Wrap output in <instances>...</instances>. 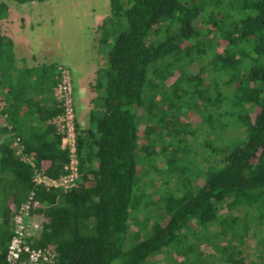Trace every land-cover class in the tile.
I'll return each mask as SVG.
<instances>
[{
    "label": "trees",
    "instance_id": "obj_1",
    "mask_svg": "<svg viewBox=\"0 0 264 264\" xmlns=\"http://www.w3.org/2000/svg\"><path fill=\"white\" fill-rule=\"evenodd\" d=\"M97 30L108 63L90 84L87 127L74 106L78 177L67 188L32 179V163L56 176L67 160L56 65H15L0 32V264L31 191L40 228L25 240L52 247L55 264H157L164 253L179 264H264V253L247 258L239 247L264 230V0H108ZM186 115L199 123L178 120ZM199 124L210 153L193 184L178 150ZM161 151L164 167L152 160ZM146 159L155 172H181L178 186L150 198ZM256 241L264 246V235Z\"/></svg>",
    "mask_w": 264,
    "mask_h": 264
},
{
    "label": "rangeland",
    "instance_id": "obj_2",
    "mask_svg": "<svg viewBox=\"0 0 264 264\" xmlns=\"http://www.w3.org/2000/svg\"><path fill=\"white\" fill-rule=\"evenodd\" d=\"M12 1L13 0H5V2ZM49 2V17L50 20H47L46 22L48 25L44 27L42 21H38L37 31L39 32V36L42 40V45L40 46V49L37 48V50H40V54L44 55L45 58L41 60V63L44 64H50L51 62L55 63L56 69L57 64L62 63L63 61H59L58 59H63L66 62H63L70 71L71 78L74 80L76 84L78 82L80 83L82 80L83 82L85 80H88L87 77L83 76L82 68L80 67L81 61L85 62L87 67L89 65L96 66L95 68L100 70L107 66V57L105 53V45L99 47L98 42L95 43V49L93 47V40L94 38H91L92 34L94 33L93 29L97 31L98 33V26L95 27V22L100 17L102 18L105 15L103 11L106 10L108 0L104 4L102 0H50ZM17 3V2H16ZM18 4V3H17ZM100 4H103V7L100 8ZM18 6H20L18 4ZM102 12V13H98ZM60 16V17H59ZM48 17V18H49ZM99 23V20H98ZM10 26L12 24H9ZM89 29V30H88ZM88 30V31H87ZM49 48H51L49 51L47 50V45ZM33 48V46H31ZM13 52V51H12ZM13 63L17 66L23 67L27 66V61L25 58V62H23V59L21 61L16 60L17 55H14L12 53ZM40 55V59H42ZM14 56V57H13ZM102 56V57H98ZM104 59V63H101V59ZM21 64H20V63ZM40 63V64H41ZM84 93L80 91L78 85H76V88L73 89V100H74V106L79 107V101L83 97ZM83 119L84 123L88 124V119L85 116H83L82 112L80 115V119ZM225 120V117H223ZM180 122H193V124L199 123V121H196L195 118L190 116H183L182 118H178ZM87 121V122H86ZM142 126V125H141ZM192 126V125H191ZM199 129H193L194 133L186 132L185 138L182 137L179 145L182 148H179L178 154H181V150L185 152L186 158H187V166L188 170L186 173L188 176H190L191 182L193 184H199L198 174L196 171L195 166L202 167L206 165L205 160L203 159V156H207V154L210 153V147H209V141L206 137L208 135L205 131L204 124H199ZM194 127V125H193ZM231 124H228L225 128V133L228 135V133L232 130ZM209 136V135H208ZM213 136V133L210 137ZM166 139V137H165ZM165 139H161L160 141L165 143ZM215 142V140H214ZM178 144H172L171 146L174 148H177L179 146ZM209 151V153H208ZM166 153L167 151H161L159 154L155 155L153 157V162L158 167H164L165 160H166ZM150 159H146L143 162V168L147 166V168H150V170L142 175L141 182L144 186L147 187V193L150 196V198L154 199L156 198V194L158 191H160L162 188H172L175 189L176 186H178V183L176 180H180L181 172L175 171V173L170 174L167 172H155L152 168V164L149 161ZM138 164L141 163V160L137 158ZM166 179V180H165ZM227 206V204H224V207ZM150 208H153L155 211H159L160 209L156 208V205L154 203H150ZM225 208H223L224 210ZM253 217H252V216ZM246 217L252 221L256 220V210H253L249 213H247ZM246 219V220H248ZM252 223V222H251ZM240 223H238L239 225ZM254 224L252 223L250 227H248L249 230L254 229ZM264 235V230L258 231L256 236H249L245 237L242 241V244L239 246L245 253H247V258L257 259V255L262 252L264 253V246H262L260 243H257L256 239L258 237ZM224 240L223 237L217 238ZM210 246L208 244H203L200 246V249L206 250L209 249ZM208 253H203L202 255L213 259L214 262H219L221 259L218 257L215 258L214 254L216 252L207 251ZM170 255L168 253H164L161 258L157 260V264H172L173 262L171 259H168ZM246 258V259H247ZM168 259V260H167ZM167 260V262H166ZM212 261V260H211ZM210 263V262H209ZM173 264H179L178 262Z\"/></svg>",
    "mask_w": 264,
    "mask_h": 264
},
{
    "label": "built area",
    "instance_id": "obj_3",
    "mask_svg": "<svg viewBox=\"0 0 264 264\" xmlns=\"http://www.w3.org/2000/svg\"><path fill=\"white\" fill-rule=\"evenodd\" d=\"M57 71L58 79L54 95L61 101L62 110L56 118L59 120L61 130L60 146L67 150V160L62 165L63 171L52 176L42 169L35 168L32 161L26 159L32 163L34 184L67 188L72 186L78 177L74 100L69 68L64 63H58ZM32 196L33 191L18 204L13 214L12 234L4 253L3 264H55L56 262V253L52 247H34L25 240L31 235L36 236L37 229L40 228L39 220L32 210L38 201L33 202Z\"/></svg>",
    "mask_w": 264,
    "mask_h": 264
},
{
    "label": "crops",
    "instance_id": "obj_4",
    "mask_svg": "<svg viewBox=\"0 0 264 264\" xmlns=\"http://www.w3.org/2000/svg\"><path fill=\"white\" fill-rule=\"evenodd\" d=\"M50 0H29L24 2H12V1H6L8 5V13L5 17L0 18V32L5 33L11 38L12 41V51L14 55H17L16 60L21 61L23 59V62L28 60L27 66L35 65L41 63L43 58L45 56L40 54V46L42 45L41 37L39 36V32L37 31L38 21H42L44 27H46L48 24L45 21L50 20V17L48 16V9ZM107 0H102V2L105 4ZM108 5V4H107ZM103 7V4H100V8ZM105 15L108 13V6L105 11L98 12ZM48 15H47V14ZM104 15V16H105ZM104 16L99 18L95 22V27L102 22ZM49 17V18H48ZM60 17V16H59ZM9 24H12L11 26ZM98 29V28H97ZM89 30V29H88ZM87 30V31H88ZM94 33L92 34L91 38H94L93 40V47L95 46V43L98 42V36L96 29L94 30ZM47 45V44H46ZM33 46V48L31 47ZM47 50L49 51L51 48L47 45ZM95 49V47H94ZM40 55L42 56L40 59ZM14 57V56H13ZM102 57V56H98ZM106 57V56H105ZM101 59V63H104V59ZM59 61H64L63 59H58ZM62 62V63H63ZM20 63V62H19ZM67 63V62H66ZM83 76L87 77L88 80H83L78 84L74 82V80L71 78L72 81V89L76 88V85H78L80 91L84 93L83 97L79 101L78 106L75 107V118L76 122L80 127H87V123L83 122V119H80L81 112L83 116L86 115L88 119V111L92 106L91 99L96 94L95 91H93L90 87V84L94 81L95 76L97 74V70L93 64L89 65L87 67L85 62H80ZM21 64V63H20ZM2 93V91H0ZM1 107V106H0ZM4 114L0 111V126L4 125ZM87 122V121H86Z\"/></svg>",
    "mask_w": 264,
    "mask_h": 264
}]
</instances>
